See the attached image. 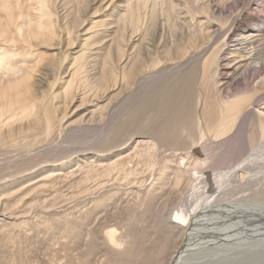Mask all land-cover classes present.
<instances>
[{"label":"bare ground","instance_id":"1","mask_svg":"<svg viewBox=\"0 0 264 264\" xmlns=\"http://www.w3.org/2000/svg\"><path fill=\"white\" fill-rule=\"evenodd\" d=\"M202 1L0 0V72L39 59L48 94L0 146V264H33L37 247L65 252L66 264H216L251 232L226 207L195 204L236 177L229 165L212 180L192 154L239 131L255 107L248 144L264 140V0L238 19L224 13L238 0ZM184 190L190 210L166 214Z\"/></svg>","mask_w":264,"mask_h":264},{"label":"rangeland","instance_id":"2","mask_svg":"<svg viewBox=\"0 0 264 264\" xmlns=\"http://www.w3.org/2000/svg\"><path fill=\"white\" fill-rule=\"evenodd\" d=\"M239 1V2H238ZM237 2L238 3H228L227 5H225V11H226V9H227V11L225 12L224 11V13H227L226 15H229V16H231L232 18H235V17H239L240 16V12H242L244 9H245V11H243L244 13H246L247 11H253V13H255V12H257V10H258V12H260L259 10L260 9H257V8H255V7H252V4H253V2H252V4L251 3H249V1L248 0H238ZM241 1H243V2H241ZM246 1V2H245ZM202 2H204V0L202 1ZM205 2H206V0H205ZM241 2V3H240ZM244 3V4H243ZM248 5H247V4ZM230 4V5H229ZM242 4V5H241ZM251 4V6H249ZM246 5V6H245ZM240 6V7H239ZM244 6V7H243ZM249 6V7H248ZM227 7V8H226ZM244 9H243V8ZM235 8V9H234ZM249 8V9H248ZM253 8H255V10L253 9ZM230 9V10H229ZM237 9V10H236ZM248 9V10H247ZM240 10V11H239ZM242 10V11H241ZM236 13H235V12ZM243 12H242V14H243ZM257 12V13H258ZM230 13H231V15H230ZM233 14V15H232ZM238 17H237V19H238ZM242 83L243 82H240L239 83V85L238 86H236V88H237V90H240V88L242 87ZM239 87V88H238ZM255 110H257V108L255 107V109H253V110H251V112H252V114L253 113H255L254 111ZM252 114H250V116L248 115V119H246L247 121L245 122V123H247L248 121H249V119H251V122H252V120L254 119V115L256 116V113L252 116ZM253 118V119H252ZM251 122H248L247 124H248V126H246L247 124H245L244 123V125L245 126H243V128H241V129H239V131H236V132H234L230 137H228L227 139H224V140H220V141H218V142H212V141H210L209 142V140L207 141V139L206 140H204V148L206 149V148H209V145L208 144H210V143H213V150H212V144L210 145L211 147L209 148L210 150H208L207 151V149L205 150L204 148L203 149H199L198 151H195L194 152V155L192 154V156H193V158L194 159H197V160H199V161H201V162H205V160H207V165L205 166V168H203L202 170H206V172H208L209 174H210V176L212 177V180L214 179V175L215 174H218V173H221L222 172V174L223 173H228L229 171H231V166L232 165H234V166H232V171L234 172V175H235V177L236 178H233V173H232V171L230 172V173H232L231 175H232V178H230L231 180H229V183L231 182H233L234 181V179L236 180V181H234V183L232 184V185H230V186H226V188L228 189V190H226V188H224L223 190H226V191H224V192H222L223 190L221 189L220 190V192H219V190L218 191H216L217 189H219L218 188V186H214V188H216L215 189V193H217V194H215L214 192H210L211 193V198H213V196L216 198H213V200L210 198L209 200L208 199H206L204 202H203V197H201V199H198L199 198V196H201V195H199L198 197H195V198H197L196 200H195V198L194 199H192L193 201L195 200L197 203H195L196 205L197 204H199L200 205V207H202V208H200V210L202 211V209H210V210H213V209H219V210H221V211H223V212H225L224 210L227 208V211L229 212H227L226 211V213H228L227 215H231V214H238L237 216H234L233 217V219H234V221H233V224L232 225H234V224H242V223H244V225H246V227L248 226V228H249V231H251V232H253L254 230H250V229H252V227H253V229H255V230H257V232H259L258 234H257V232H256V234H255V232H253L254 233V235H253V233H251V232H240V233H238L237 234V236H242V237H244L243 239L242 238H239L240 240H239V242H237V241H235V245H238V247L236 246H234V244H233V246H229V248H230V250H228L227 252H225V255H226V258H225V260H219L216 264H225V263H228V264H239L240 262H241V264H263L264 263V227L263 226H261V227H263V228H261L260 227V230H261V232L260 231H258V229H256V226H255V224L256 223H260V224H262V225H264V140H262L261 142H263V144L260 142L258 145L256 144L254 147H252V145H249L250 143H249V134H251L253 131V126H252V124H251ZM251 126H252V128H251ZM248 133V134H247ZM246 134V135H245ZM246 136V137H245ZM244 137V138H243ZM248 137V138H247ZM230 138V139H229ZM235 139V140H234ZM245 139V140H244ZM227 140V141H226ZM222 141H223V143H222ZM224 141H225V143H224ZM207 142H208V144H207ZM220 142V143H219ZM217 143V144H216ZM235 143V144H234ZM243 143V144H242ZM249 143V144H248ZM215 144V145H214ZM236 144H237V146H236ZM206 146V147H205ZM230 146V147H229ZM235 146V147H234ZM251 146V147H250ZM257 146V147H256ZM215 147V148H214ZM236 147H238V148H236ZM233 148V149H232ZM252 150H251V149ZM255 148V149H254ZM235 149H236V151H235ZM239 149V150H238ZM217 150H219V151H217ZM230 150H231V152H232V150L234 151V152H236V153H231L230 155L228 154V153H230ZM245 150V151H244ZM250 150V151H249ZM260 151L261 153H259V155H258V152L256 153L255 152V154H254V152H252V151ZM200 151V152H199ZM201 151H206V152H201ZM211 151V152H210ZM227 151H229L228 153H227ZM240 151H241V153H240ZM201 153V154H200ZM205 153V154H204ZM211 153H213V154H211ZM263 153V154H262ZM211 154V155H210ZM213 155L215 156V155H217V157L215 156V157H213ZM222 155V156H221ZM227 155V156H226ZM232 155V156H231ZM238 155V156H237ZM254 155H256L257 156V159H256V156H254ZM263 155V156H262ZM195 156V157H194ZM211 156V157H210ZM229 156V157H228ZM222 157H223V159H222ZM253 157V158H252ZM259 157V158H258ZM229 160L228 162L225 160ZM230 158V159H229ZM240 158V159H239ZM185 160L183 161V163L185 162V165L188 163V161L189 162H191L192 160H191V158L190 157H185L184 158ZM210 159V160H209ZM211 159H212V161H211ZM191 160V161H190ZM247 160V161H246ZM208 161H210V163H208ZM231 161V162H230ZM248 161H249V163H248ZM253 161V162H252ZM257 161H259V162H257ZM216 162V163H215ZM224 164V162H226V164H222V163ZM246 162V163H245ZM215 163V165L213 166V164ZM218 163V164H217ZM242 163H244V164H242ZM257 163V164H256ZM209 164H211V165H209ZM249 164V165H248ZM184 165V164H183ZM229 165H231V166H229ZM243 165V167H245V165H247L246 167H247V171L243 168V167H241ZM259 165V166H258ZM229 166V167H228ZM239 167V168H234V167ZM224 168V169H222V168ZM245 167V168H246ZM250 167V168H249ZM219 168H221V169H219ZM230 168V169H229ZM244 170H243V169ZM212 171H211V170ZM216 169V170H215ZM218 169V170H217ZM226 169V170H225ZM229 169V170H228ZM235 169V170H234ZM239 171V173L237 172V170ZM240 169V170H239ZM251 169H252V171H251ZM201 170V171H202ZM220 170V171H219ZM228 170V171H227ZM241 170H242V172H241ZM248 170H249V172H248ZM237 173H236V172ZM244 171V172H243ZM261 173V175H260V173ZM263 172V173H262ZM236 174H237V176H236ZM244 174V175H243ZM213 175V176H212ZM240 175V176H239ZM257 175V176H256ZM192 176H194V177H197L195 174H192ZM244 176V177H243ZM193 177V178H194ZM261 178V179H260ZM263 178V179H262ZM232 179H233V181H232ZM254 179V180H253ZM237 180H239V181H237ZM258 180V181H257ZM260 180V181H259ZM153 182V178L151 177L149 180H148V182H147V185H149V184H151ZM190 183H193L194 184V186L196 185V183H194L193 182V179H191V181H189ZM237 182V184H238V186H239V184L241 185V187L239 186H237L235 183ZM248 182V183H247ZM249 182H251V183H249ZM263 182V183H262ZM243 183H244V185H243ZM249 184V186H247ZM259 184V185H258ZM256 186V187H255ZM263 186V187H262ZM166 187H168V186H166ZM165 187V189H167ZM229 187V188H228ZM230 187H231V189H230ZM239 189H238V188ZM247 187V188H246ZM191 187H188L187 188V190L186 191H191V189H190ZM240 188H243V189H240ZM252 188V189H251ZM258 188V189H257ZM193 189V188H192ZM248 190V191H247ZM185 190L183 191V193H181L180 194V199L179 200H177V201H175L173 204H171V205H169V206H167L168 207V213H167V211H166V214H168V215H171L172 213H174V211H175V209H179V210H187V209H189L190 210V207H191V205H190V202H192V200H191V198H190V195L192 194V192H189V193H187ZM229 191H230V193H229ZM237 191V192H236ZM251 191H253V192H251ZM218 192H219V194H218ZM240 194H239V193ZM255 192V193H254ZM210 193H209V195H210ZM214 193V194H213ZM232 193V194H231ZM212 194H213V196H212ZM238 195V196H237ZM217 196V197H216ZM223 196H224V198H223ZM228 196V197H227ZM123 197V199L122 200H124V201H122V200H117L116 201V203L114 204V208L112 207L111 208V210L113 211V212H116V214L118 215V214H120L121 213V209H122V206L124 205V202L126 201V200H130V199H132L133 198V196H131L130 194H128V195H120V198H122ZM190 198V199H189ZM222 198V199H221ZM228 198V199H227ZM230 198V199H229ZM233 198V201L231 200ZM188 199V200H187ZM185 200H187L188 202H187V205L185 206ZM191 200V201H190ZM163 201V200H162ZM210 201V202H209ZM164 202V201H163ZM182 202V203H181ZM201 202H203L202 204H200ZM213 202V203H212ZM161 203V201L160 202H157V204L159 205ZM163 204V203H162ZM188 204H189V208H188ZM194 204V205H195ZM183 206V209L180 207V206ZM202 205H204L205 206V208H203V206ZM198 206V205H197ZM207 206V207H206ZM252 206V207H251ZM171 207V208H170ZM226 207V208H225ZM225 208V209H224ZM247 208V209H246ZM251 208V209H250ZM229 209V210H228ZM170 210V211H169ZM193 210H194V208H193ZM193 210H191V211H193ZM200 211H198V213H199ZM198 213H196V214H198ZM249 213V214H248ZM263 213V214H262ZM222 214H225V213H222ZM211 214H209L208 216H210ZM226 215V214H225ZM256 215V216H255ZM262 217H261V216ZM253 216V217H252ZM227 218H229L230 216H226ZM225 217V218H226ZM232 218H230V220H233ZM262 219V220H261ZM261 220V221H260ZM253 221H254V224H253ZM249 222V223H248ZM250 222L252 223V224H250ZM114 223H116L114 220H112V222H111V224H114ZM251 225V226H250ZM257 225V228L259 227L258 226V224H256ZM231 227V226H230ZM33 233L35 234V232L33 231ZM230 233L231 234H236L237 232H236V229H232L231 231H230ZM240 234V235H239ZM251 234V240L248 238L249 237V235ZM246 235H248V236H246ZM261 235H263L262 237H261ZM252 236H253V238H252ZM245 237H247V238H245ZM244 240H246V241H244ZM260 240L261 241H263L262 242V244H261V242H260ZM180 239L178 240V242L180 243ZM258 241V242H257ZM234 242V241H233ZM232 241L230 242V243H233ZM237 243V244H236ZM239 243H241L240 244V247L241 248H239ZM53 244V247H52V249H56V250H59L60 251V245H58V244H56L55 242H53L52 243ZM241 245H244L243 246V248H242V246ZM256 245H258V247L256 246ZM70 246H71V248H73V244L71 245L70 244ZM261 246V247H260ZM223 248V247H222ZM35 250H34V253H32V256H33V258L34 259H32V263L34 264H48V262H50V263H53V258L54 257H52V253L51 252H47V249L45 248H42L41 247V249H39L38 247L37 248H34ZM196 250V249H195ZM224 250V249H223ZM39 251V252H38ZM194 252V251H193ZM248 252V253H247ZM60 253V255L58 254V257L56 258L57 260H55V258H54V262H55V264H57V262L59 261V263L60 264H66V262H67V260H65V258H63L62 257V255L65 253V252H63V251H61V252H59ZM61 253H62V255H61ZM261 253H263V254H261ZM78 254V252L77 251H72V255L73 256H75V255H77ZM66 255V253L63 255V256H65ZM245 255V256H244ZM244 256V257H243ZM248 256V257H247ZM234 257V258H233ZM241 257H242V259H241ZM63 258V259H62ZM245 258V259H244ZM248 258V259H247ZM233 259H238V260H233ZM66 262H65V261ZM103 260H104V258H103V255H99V256H97V257H95L94 258V263L93 264H102V262H103ZM228 261V262H227ZM58 263V264H59Z\"/></svg>","mask_w":264,"mask_h":264},{"label":"clouds","instance_id":"3","mask_svg":"<svg viewBox=\"0 0 264 264\" xmlns=\"http://www.w3.org/2000/svg\"><path fill=\"white\" fill-rule=\"evenodd\" d=\"M42 76L43 63L39 59L8 64L0 72V146L22 135L23 126L47 104V91L38 86Z\"/></svg>","mask_w":264,"mask_h":264}]
</instances>
